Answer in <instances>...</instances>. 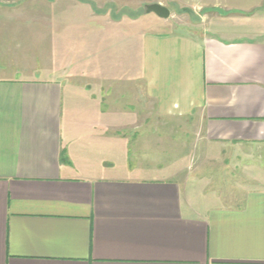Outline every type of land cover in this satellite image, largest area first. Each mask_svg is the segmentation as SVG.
<instances>
[{
	"label": "crops",
	"instance_id": "0c3cea01",
	"mask_svg": "<svg viewBox=\"0 0 264 264\" xmlns=\"http://www.w3.org/2000/svg\"><path fill=\"white\" fill-rule=\"evenodd\" d=\"M94 1L0 0L1 27L65 50L0 74V264H264V167L240 201L199 200L169 135H127L179 121L213 160L264 151V0H173L207 29L131 34L128 58L126 19Z\"/></svg>",
	"mask_w": 264,
	"mask_h": 264
},
{
	"label": "rangeland",
	"instance_id": "374dc122",
	"mask_svg": "<svg viewBox=\"0 0 264 264\" xmlns=\"http://www.w3.org/2000/svg\"><path fill=\"white\" fill-rule=\"evenodd\" d=\"M98 1V3H95V1L90 2L96 13H109L113 20L126 19L125 26L126 29H130V33L125 32L119 34L120 38H125L124 52L126 58L132 55V49L128 46L129 37L132 36L131 34L140 31H157L196 35L205 31L208 26V22L204 21L205 12L184 8L173 0H159L162 5L170 9L171 16L169 19H161L153 13L146 14L145 7L147 5L159 2L142 0ZM6 29L7 28L0 26L1 75L5 76L7 74L20 77L28 72L39 71L48 73L53 71V67L56 66L55 69H58L60 65L54 64L55 53L58 52V55H60L63 51L65 52V50L30 47L29 45L33 44L37 34L10 32ZM91 35L94 37V33ZM109 39H113L112 34H110ZM15 40L18 41V43H15ZM115 42L117 46V41ZM21 45L23 47H20ZM66 51H69V56L67 58L66 56L61 57L66 59V62L61 65V72H70V74L76 73L82 77L85 76L87 74L85 71L86 65H84V63L80 64V62L76 63L77 61L73 59L79 56L74 55L76 50ZM115 51L116 47L112 48L110 45L108 48L106 46L102 50H100V48L87 50L88 53L94 52L93 54L97 55L98 58L101 57V53L107 55L108 52L111 54ZM79 52H82V50L77 49V54H79ZM91 67L93 68V65ZM89 70L90 67L88 68V71ZM126 84L128 86L127 81ZM165 122L166 121H156V128L153 129H148L147 127L137 130H127V135L132 136L134 134L133 137L135 138V134H144L152 131H155L161 136L169 135V138H172L174 141L172 144L182 148L179 152L174 151V155L177 153L187 159L182 169L184 171V176L190 181L189 191L193 192L192 190L196 189L197 192H203L207 196L204 197L203 194H198L199 200H207L206 198L212 199L214 197L213 195H215L216 197H222L229 201H240L244 195L247 184H253V180L261 179L259 176H252L250 171L252 169L256 170V168L264 167V151L258 149L253 153L249 152L251 154L250 156L239 161L231 160L230 157H235V154L230 153H226L227 155L224 160H213L212 150L207 148L206 145H197L196 143L198 140L188 131L189 129L187 131L185 128L182 129V126H185L186 122H183V124L179 121ZM187 143L189 146L186 147L185 145H187ZM168 155L172 156L173 154ZM158 163L160 162L157 160V163L154 164L158 165ZM154 164L151 165L153 166ZM130 165H133V163H130Z\"/></svg>",
	"mask_w": 264,
	"mask_h": 264
},
{
	"label": "water",
	"instance_id": "95a60500",
	"mask_svg": "<svg viewBox=\"0 0 264 264\" xmlns=\"http://www.w3.org/2000/svg\"><path fill=\"white\" fill-rule=\"evenodd\" d=\"M146 14H155L161 19H169L171 11L160 3L149 4L145 7Z\"/></svg>",
	"mask_w": 264,
	"mask_h": 264
},
{
	"label": "trees",
	"instance_id": "16d2710c",
	"mask_svg": "<svg viewBox=\"0 0 264 264\" xmlns=\"http://www.w3.org/2000/svg\"><path fill=\"white\" fill-rule=\"evenodd\" d=\"M65 160V159H64Z\"/></svg>",
	"mask_w": 264,
	"mask_h": 264
}]
</instances>
